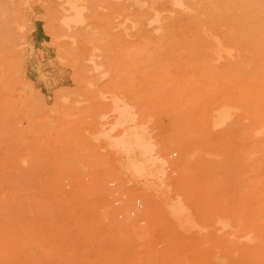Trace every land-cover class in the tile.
<instances>
[{"label":"rangeland","instance_id":"obj_1","mask_svg":"<svg viewBox=\"0 0 264 264\" xmlns=\"http://www.w3.org/2000/svg\"><path fill=\"white\" fill-rule=\"evenodd\" d=\"M115 1L123 14L134 8L127 7L130 0H105L91 29L99 30ZM14 2L0 0V16L6 11L19 24L11 35L0 33V264H211L210 254L228 243L227 223L235 227L243 214L248 189L228 171L215 176L198 168L203 159L196 142L233 122L234 116L214 125L226 95L239 106L238 127L249 123L247 86H109L112 74L90 67L95 42L79 41L92 83L82 86L67 54L74 45L55 35L63 33V0ZM161 7L172 16L169 29L178 39L171 45L179 50L167 59L177 72L195 58L188 47L196 22L191 13L170 12L171 0ZM229 8L219 30L239 35L237 19L245 9ZM109 44L98 60L115 62ZM116 101L140 113L136 129L153 134L151 152L171 140L188 149L194 169L181 192L191 220L182 223L162 195L149 210L147 192L132 166L118 159L117 144L99 138L102 131L122 129L115 126ZM135 149L138 158L145 152ZM164 155L175 163L183 152L168 146ZM169 171L176 179L174 167Z\"/></svg>","mask_w":264,"mask_h":264},{"label":"bare ground","instance_id":"obj_2","mask_svg":"<svg viewBox=\"0 0 264 264\" xmlns=\"http://www.w3.org/2000/svg\"><path fill=\"white\" fill-rule=\"evenodd\" d=\"M104 2L63 0V33L55 35L69 38L74 45L67 54L80 69L82 86L92 83L83 67L85 58L79 41L95 42L90 67L99 74H112L109 86H247L253 106L249 123L238 127L235 117H239V106L226 95L219 110L220 120L214 125L220 126L234 116L233 122L216 136L204 133L195 150L203 159L198 168L215 176L228 171L229 179L237 177L239 184L248 189L243 214L237 216L235 227L227 223L230 230L224 241L228 243L218 254H210L211 264H264V0H171L170 12L191 13L197 27L188 47L195 58L177 72L172 68L174 62L167 59H171V52L179 50L171 45L178 39L172 37V16L163 14L162 0H130L127 7L134 8L126 14L122 13L120 1H115L99 30H93L92 19L98 15L95 9ZM229 3L245 9L237 19L239 35L233 29L219 30L218 21L227 17ZM5 14L6 11L0 16V33L11 35L19 24ZM203 14L207 19L201 17ZM117 18L121 19L115 22ZM118 26L121 30L113 31ZM110 41L114 42L115 62L98 60L97 56L111 50ZM113 110L115 126L122 129L116 133L105 130L98 136L117 144L118 159L132 166L147 192L148 209L152 210L157 196L162 195L170 212L182 223L191 220L190 206L181 192L184 180L194 169L188 149L178 140H171L151 152L153 134L136 129L142 122L140 113L128 102L120 101ZM141 146L145 152L138 158L134 151ZM168 146L183 152L180 161L171 162L164 155ZM173 167L178 176L169 179L167 171Z\"/></svg>","mask_w":264,"mask_h":264}]
</instances>
